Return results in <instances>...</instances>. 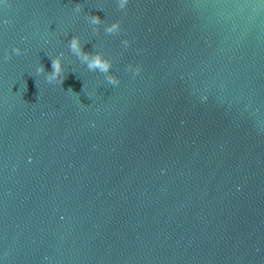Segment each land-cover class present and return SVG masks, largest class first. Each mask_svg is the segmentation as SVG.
I'll return each instance as SVG.
<instances>
[{"label": "water", "instance_id": "1", "mask_svg": "<svg viewBox=\"0 0 264 264\" xmlns=\"http://www.w3.org/2000/svg\"><path fill=\"white\" fill-rule=\"evenodd\" d=\"M0 257L264 264V0L0 5Z\"/></svg>", "mask_w": 264, "mask_h": 264}, {"label": "clouds", "instance_id": "2", "mask_svg": "<svg viewBox=\"0 0 264 264\" xmlns=\"http://www.w3.org/2000/svg\"><path fill=\"white\" fill-rule=\"evenodd\" d=\"M7 0H0V5H6ZM129 4V0H118V6L120 9H126ZM76 12H80L81 8L79 6L75 9ZM88 22L90 25L93 26H99L104 24V21L98 17V16H89ZM106 32L109 34H115L118 33L121 30V25L119 23H113L110 26L106 27ZM125 46L127 47L128 42H124ZM68 47L72 51L73 54L78 56L81 61L85 64H87L88 69L92 71H99L103 73L107 79V82L111 85H118L120 81L113 75H111L112 71V62L108 59H106L102 54H97L95 56H92L88 53H86L83 50V46L81 44V40L79 37H73L69 40ZM19 49H15V52L18 54ZM52 72L46 75V80L48 83H55L59 82L62 83L65 78V72H64V63H63V57H56L52 61ZM129 71L134 72L135 75L140 74V68L136 67L133 68L132 66H129ZM45 70L43 66H40L36 69V73L38 75L44 74ZM5 257L8 255L7 253L4 254ZM0 264H5L4 257H0Z\"/></svg>", "mask_w": 264, "mask_h": 264}]
</instances>
